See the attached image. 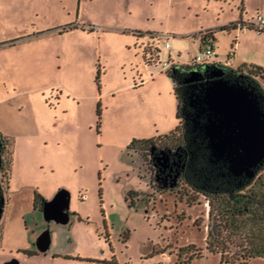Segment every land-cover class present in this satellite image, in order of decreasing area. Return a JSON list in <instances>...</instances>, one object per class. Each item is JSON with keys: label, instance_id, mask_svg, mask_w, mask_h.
<instances>
[{"label": "rangeland", "instance_id": "1", "mask_svg": "<svg viewBox=\"0 0 264 264\" xmlns=\"http://www.w3.org/2000/svg\"><path fill=\"white\" fill-rule=\"evenodd\" d=\"M257 14L264 0H0V133L13 141L2 155L0 264H264L243 258L250 224L224 225L216 198L210 219L209 198L156 182L144 151L128 148L177 125L166 70L193 61L199 32L215 29L210 58L264 68ZM232 21L243 24L219 30ZM133 28L159 35L157 63ZM255 77L264 90V74ZM255 188L264 191V174ZM59 190L69 195L66 223L32 206L34 192L50 201ZM209 225L222 262L206 248ZM47 241L45 257L23 252Z\"/></svg>", "mask_w": 264, "mask_h": 264}, {"label": "trees", "instance_id": "2", "mask_svg": "<svg viewBox=\"0 0 264 264\" xmlns=\"http://www.w3.org/2000/svg\"><path fill=\"white\" fill-rule=\"evenodd\" d=\"M238 23L234 21L228 25L218 27L219 30H226L230 27L236 28ZM235 25V26H234ZM91 30V29H89ZM264 31V29H258ZM198 33L200 44L205 40L214 42L215 29H205ZM138 37L145 38L143 53L147 63H157L159 61L158 40L159 35L151 32L142 33L131 31ZM231 55H228L230 59ZM197 68L198 74L193 76V70ZM256 71L243 72L241 69L221 63H201V64H171L166 70V74L173 81V93L176 99V127L168 133L160 134L148 139H134L129 144V149L143 150L141 154L152 164L156 182L162 181V171L164 153L174 162L173 168L176 175L173 182L182 181L194 191L209 198L210 209L208 217L212 218L213 201L216 198L224 202L222 209L223 224L237 227L236 218L250 224L251 232L248 233V240L243 247L244 260L252 258H264V191L255 188V183L264 174V160L254 168V175L248 177L245 174L235 175L229 168V163L214 155L209 147L208 139L204 133V124L207 121L208 111L202 102L203 86L215 77L214 73L221 72V77L231 83H239L259 96L260 104L264 109V90L256 75L264 74V68L257 66ZM196 77L195 80H190ZM4 138V137H3ZM8 141L9 138H4ZM11 147L13 141L11 139ZM156 141L163 143L176 142L172 148L165 147L159 149L155 147ZM164 152V153H163ZM148 164V163H147ZM149 164V165H150ZM11 165V161H10ZM173 183V184H175ZM133 191L129 192L131 195ZM1 206L4 207L2 198ZM45 198L34 192L33 208L41 209ZM3 212V210H2ZM1 219V218H0ZM236 223V224H235ZM1 227V226H0ZM250 234V235H249ZM219 233L215 234L211 225L208 226L206 235V248L211 253H220V262L224 258L225 251L219 248ZM23 252L35 254L32 251ZM192 257L187 258L191 259Z\"/></svg>", "mask_w": 264, "mask_h": 264}, {"label": "water", "instance_id": "3", "mask_svg": "<svg viewBox=\"0 0 264 264\" xmlns=\"http://www.w3.org/2000/svg\"><path fill=\"white\" fill-rule=\"evenodd\" d=\"M197 74L198 69L195 68L193 76ZM221 74L214 73L215 78L203 86L202 102L208 111L204 133L213 154L225 159L235 175L252 177L254 168L264 160V109L258 95L242 84L223 79ZM68 202V193L58 191L50 201L44 202L41 210L44 219L66 223ZM1 214L0 206V217ZM48 245L49 241L40 251H46ZM3 264L17 263L12 260Z\"/></svg>", "mask_w": 264, "mask_h": 264}, {"label": "flooded vegetation", "instance_id": "4", "mask_svg": "<svg viewBox=\"0 0 264 264\" xmlns=\"http://www.w3.org/2000/svg\"><path fill=\"white\" fill-rule=\"evenodd\" d=\"M6 150V142L5 139L3 138L2 134L0 133V200L3 198V187L8 186V180L6 184L2 181V169H3V159L2 155ZM164 153V152H163ZM163 159V171H162V181L166 184L169 185L170 183H175L173 180H175L174 176L176 175L175 169L173 168L174 161L166 156L164 153V156H162ZM1 206V203H0ZM2 207V206H1Z\"/></svg>", "mask_w": 264, "mask_h": 264}, {"label": "crops", "instance_id": "5", "mask_svg": "<svg viewBox=\"0 0 264 264\" xmlns=\"http://www.w3.org/2000/svg\"><path fill=\"white\" fill-rule=\"evenodd\" d=\"M233 22V21H232ZM223 26V25H222ZM75 29L76 28H78L77 26H75L74 27ZM60 28L59 27H57L56 28V30H58L57 32H59V33H63L64 32V29H62V30H59ZM134 29V31L135 30H137L136 28H133ZM82 30H85V29H82ZM88 31H92V29L91 30H88ZM132 30H130L129 32L130 33H132L131 32ZM136 36V35H135ZM138 39H142V44H141V46H144L145 45V38L144 37H138V36H136ZM216 39V38H215ZM13 42H15V41H13ZM12 43V42H11ZM167 43V42H166ZM200 45L201 44H199L197 47H196V50H195V53H196V51H197V49L200 47ZM214 45V44H213ZM214 56H217V52L215 51V55ZM209 63H221V64H225V65H230V66H233V63H231L230 62V60H228L227 59V61H224V62H222L221 60H215V59H213V57L212 58H210L209 59V61H208ZM244 63V62H243ZM246 63V62H245ZM251 64H254L255 65V63L254 62H250ZM190 64V63H189ZM260 66V65H259ZM234 67V66H233ZM176 127V126H175ZM170 129V128H169ZM166 131L167 130H162L161 131V133H166ZM171 131V130H170ZM10 173H11V171H10ZM60 191V190H59ZM32 206H33V201H32ZM34 209V208H33ZM35 211H38V214H42V208L41 209H39V208H36V209H34ZM51 221V220H50ZM53 221V220H52ZM48 248H49V245H48ZM48 248L46 249V251H44V252H40V251H36V250H34V251H36V252H34L35 254L34 255H32V256H36V255H38V256H43V257H45V256H47V254H48ZM54 256L55 257H61L62 255L61 254H54ZM62 257H64V258H66L65 260H68V259H71V258H69V257H67V256H62ZM3 260H1V261H4V262H2L1 264H3V263H5V262H8V261H12V260H15L16 261V263L17 264H26L25 263V261L24 260H22V259H20V258H18L17 256H5V257H3L2 258ZM252 259H254V258H252ZM251 259V260H252Z\"/></svg>", "mask_w": 264, "mask_h": 264}, {"label": "built area", "instance_id": "6", "mask_svg": "<svg viewBox=\"0 0 264 264\" xmlns=\"http://www.w3.org/2000/svg\"><path fill=\"white\" fill-rule=\"evenodd\" d=\"M256 28L257 29H264V16L261 14H257L256 18ZM206 34V31H202ZM212 55H215V50L213 43L209 40H205L201 43L200 47L197 49L193 61L191 63L201 64L207 63ZM167 63H164V66H167Z\"/></svg>", "mask_w": 264, "mask_h": 264}]
</instances>
